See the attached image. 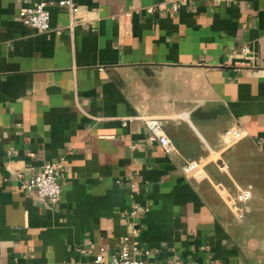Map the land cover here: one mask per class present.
I'll list each match as a JSON object with an SVG mask.
<instances>
[{
  "label": "crops",
  "instance_id": "1",
  "mask_svg": "<svg viewBox=\"0 0 264 264\" xmlns=\"http://www.w3.org/2000/svg\"><path fill=\"white\" fill-rule=\"evenodd\" d=\"M32 1L0 0V264H110L125 235L143 264H264V0H72L73 20L47 0L46 31ZM45 162L52 205L20 188Z\"/></svg>",
  "mask_w": 264,
  "mask_h": 264
},
{
  "label": "built area",
  "instance_id": "2",
  "mask_svg": "<svg viewBox=\"0 0 264 264\" xmlns=\"http://www.w3.org/2000/svg\"><path fill=\"white\" fill-rule=\"evenodd\" d=\"M19 1V0H16ZM188 0H161L158 7L167 8L169 12H177L181 6ZM47 0H33L30 4L21 6L18 9V18L22 25L33 30L46 31L48 25ZM56 6L64 7L70 19L73 20L76 13V6L72 0H55ZM151 11L153 8H146ZM242 53L247 52L246 47H241ZM146 129V141L148 143H156L164 153L169 154L173 150L169 139L163 133L158 121L154 118L142 119ZM124 124V122L122 123ZM243 130L236 126L226 128L220 137L221 147H228L241 139ZM56 164L45 162L41 168L30 174L25 180L21 181L20 188L28 195H33L36 200L52 205L55 204L60 197V182L56 174ZM181 171L187 177L200 178L202 176V162L199 160H186L181 164ZM20 176V174H17ZM247 189H239V191L231 198L229 204L234 210L235 217L240 219L243 209L237 206V202H243L249 198ZM137 206L132 203L127 211V216L132 217L136 213ZM116 252L110 255V264H143V260L135 256L137 250V242L130 236L125 235L120 238ZM101 250V249H100ZM143 253H146L145 251ZM101 253H97L94 262L101 261Z\"/></svg>",
  "mask_w": 264,
  "mask_h": 264
}]
</instances>
